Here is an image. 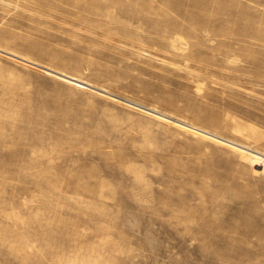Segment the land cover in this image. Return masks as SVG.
<instances>
[{
  "label": "rangeland",
  "instance_id": "obj_1",
  "mask_svg": "<svg viewBox=\"0 0 264 264\" xmlns=\"http://www.w3.org/2000/svg\"><path fill=\"white\" fill-rule=\"evenodd\" d=\"M0 264H264V0H0Z\"/></svg>",
  "mask_w": 264,
  "mask_h": 264
}]
</instances>
